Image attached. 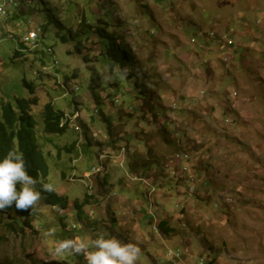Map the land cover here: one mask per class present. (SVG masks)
Returning <instances> with one entry per match:
<instances>
[{"label":"rangeland","instance_id":"374dc122","mask_svg":"<svg viewBox=\"0 0 264 264\" xmlns=\"http://www.w3.org/2000/svg\"><path fill=\"white\" fill-rule=\"evenodd\" d=\"M15 1L0 14V101L37 99L49 173L35 188L63 201L41 194L25 231L0 213V264H85L50 249L100 232L135 243L137 264H264V0ZM47 110L69 125L45 133ZM131 202L142 220L113 214Z\"/></svg>","mask_w":264,"mask_h":264},{"label":"clouds","instance_id":"9594fccd","mask_svg":"<svg viewBox=\"0 0 264 264\" xmlns=\"http://www.w3.org/2000/svg\"><path fill=\"white\" fill-rule=\"evenodd\" d=\"M65 117L67 116L63 115L60 123ZM75 117H78L77 113L71 119ZM68 119L64 126L69 125L66 124ZM63 127L59 124V128ZM37 183L38 179L28 174L23 152L18 149L7 151L0 158V210L14 206L17 210L25 211L35 206L41 198L40 191L35 188ZM41 187L47 192L55 190L51 183H44ZM51 234L50 231L48 235ZM50 252L54 256L82 255L85 264H137L141 255L135 243L123 242L107 232H100L95 238H89L87 244L82 239L56 240Z\"/></svg>","mask_w":264,"mask_h":264},{"label":"trees","instance_id":"16d2710c","mask_svg":"<svg viewBox=\"0 0 264 264\" xmlns=\"http://www.w3.org/2000/svg\"><path fill=\"white\" fill-rule=\"evenodd\" d=\"M37 104V99H16V108H13L10 103L0 101V158L10 149H18L23 152L28 174L34 178L45 182L49 170L46 164L45 158L40 151L36 141V120L32 115V106ZM144 107V106H142ZM64 114L58 112L55 113L52 110H47L44 116V132L55 133L64 130L65 126H61L60 120ZM60 127L63 128H59ZM19 189V185H17ZM40 193L45 199L46 204L55 206V201L61 200L62 197H57L52 192L40 190ZM53 196V198H51ZM65 205L61 206L63 209ZM0 213L5 214L9 218L20 219V231H25V228L30 227V216L32 214V208L25 211L17 210L14 206L0 210ZM164 223L161 221L158 224V229L168 235L171 230L167 231L164 228ZM13 227L14 223H10Z\"/></svg>","mask_w":264,"mask_h":264},{"label":"crops","instance_id":"0c3cea01","mask_svg":"<svg viewBox=\"0 0 264 264\" xmlns=\"http://www.w3.org/2000/svg\"><path fill=\"white\" fill-rule=\"evenodd\" d=\"M232 1H234V2H236V3H238V1L237 0H227V2H229V4H232ZM247 1H253V2H257L256 0H247ZM245 15H248V14H245ZM245 15H243V16H245ZM263 15H264V13H263ZM226 32H228V29H226ZM223 46V45H222ZM232 59V58H231ZM232 100L233 101H235V97H233L232 96ZM232 101V102H233ZM140 104H141V101H140ZM232 106V105H231ZM110 146L111 147H113V145L110 143ZM104 147H106V146H104ZM108 150H110L111 152H112V150L110 149V148H107ZM101 157L102 158H104L105 157V155H101ZM134 165H137V163H134ZM132 166L131 165V168H132V170H133V172H137V169H136V166ZM199 164H196L195 166H192L191 165V171L194 173V172H196L197 170H200L199 169V166H198ZM144 166L146 167L147 166V163H144ZM108 178V177H107ZM107 178H104V181L103 182H107L106 181V179ZM134 182H136V181H134ZM124 207V206H123ZM123 207H120V206H118V207H116V210H115V212H113V214H115L116 212H120L122 215H124V214H128V212H129V214L128 215H131V214H134L133 212L135 211V213H136V215H135V218L136 219H138V218H141V220L145 217V216H143V215H141V213L138 211V209H137V203L136 202H131V203H129V204H127V206L125 205V208H123ZM184 208H182V210H183ZM181 210V212H183ZM137 212H139V213H137ZM181 214H183V213H181ZM114 218H113V222H116V221H114L116 218L118 219V217L116 216V215H114L113 216ZM119 217H121V216H119ZM126 217V216H125ZM134 218V216H132V219H131V221H132V223H131V230H132V234H134L135 232H140L141 230H139V226L137 227L136 226V219ZM123 220V219H122ZM161 221H163V222H165L164 223V228L167 230V231H169V230H171L172 232H170L168 235H166V236H169V235H171L172 233H173V227L170 225V223L168 222V221H166L165 219L164 220H158L157 222H154L153 223V225L154 224H157V227H158V224L161 222ZM135 222V223H134ZM138 222V221H137ZM122 224V223H121ZM121 224H118V226H120ZM130 225V224H129ZM124 226H125V224H124ZM125 230V229H124ZM159 231H160V229H158ZM161 232V231H160ZM161 234L162 235H165V234H163L162 232H161ZM75 239H78L77 237L75 238Z\"/></svg>","mask_w":264,"mask_h":264},{"label":"built area","instance_id":"2783aa9c","mask_svg":"<svg viewBox=\"0 0 264 264\" xmlns=\"http://www.w3.org/2000/svg\"><path fill=\"white\" fill-rule=\"evenodd\" d=\"M11 10H12L11 8H3V0H0V14H1V15H6V17H7V16L9 15V12H10ZM23 39H24V43H25V44H28V43H32V40H33V39H39V38L37 37L36 32H34V31H29V32L27 33V35L24 36ZM229 45H231V42H228V46H227V49H228V50H230V49H229ZM35 48H37V47H35ZM47 54H52V51H51L50 49H48V50H47ZM174 157H175L176 159H178V160L184 162V160L179 156V154H176V153H175V156H174ZM184 169H185V171H187V168L184 167ZM169 255H170L172 258H176V257L179 256V252H174L173 250H169Z\"/></svg>","mask_w":264,"mask_h":264},{"label":"bare ground","instance_id":"6f19581e","mask_svg":"<svg viewBox=\"0 0 264 264\" xmlns=\"http://www.w3.org/2000/svg\"><path fill=\"white\" fill-rule=\"evenodd\" d=\"M5 2H8V4L9 5H14V6H16L17 4H16V1L15 0H3V3H5ZM3 16H5V15H3ZM34 40V42H36V40L37 39H33ZM33 42V43H34ZM178 145H179V148H181V145H180V143H178ZM182 151V154L180 153H178L177 152V154H179V156L183 159V160H189V157H188V155L187 154H185V150H184V148H183V150H181ZM183 171H185V169L183 168ZM186 172V171H185ZM184 172V173H185ZM157 227V226H156ZM155 227V228H156Z\"/></svg>","mask_w":264,"mask_h":264}]
</instances>
